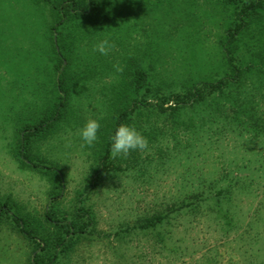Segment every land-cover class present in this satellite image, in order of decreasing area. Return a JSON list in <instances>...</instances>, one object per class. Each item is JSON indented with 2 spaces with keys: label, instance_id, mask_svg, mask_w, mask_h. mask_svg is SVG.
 Returning a JSON list of instances; mask_svg holds the SVG:
<instances>
[{
  "label": "rangeland",
  "instance_id": "obj_1",
  "mask_svg": "<svg viewBox=\"0 0 264 264\" xmlns=\"http://www.w3.org/2000/svg\"><path fill=\"white\" fill-rule=\"evenodd\" d=\"M56 3L0 0V264L57 252L47 210L85 226L56 264H264V10L236 32L231 0H110L69 20L59 58ZM104 38L116 45L107 56L93 51ZM59 72L67 104L36 132L54 118ZM221 80L222 92L208 86ZM126 106L149 146L112 158ZM101 116L94 146L81 147L80 129ZM25 127L31 160L64 187L20 159Z\"/></svg>",
  "mask_w": 264,
  "mask_h": 264
},
{
  "label": "trees",
  "instance_id": "obj_2",
  "mask_svg": "<svg viewBox=\"0 0 264 264\" xmlns=\"http://www.w3.org/2000/svg\"><path fill=\"white\" fill-rule=\"evenodd\" d=\"M102 2H98V0H58V3L54 5L55 11H57V21L51 26V33H52V42H53V48L56 52V54L61 58L63 54L61 53V45L60 43V35H62L63 29L65 28L66 24L69 22L71 19H75L76 17L80 16H86L88 19L92 17H96L100 14L102 8H103V3L106 1L110 0H99ZM231 2L234 3L236 6V11L238 15L239 21H243V23H238L237 24V29L236 32H239L243 29V24L246 19L248 18H255L261 14V11L264 10V0H231ZM97 31V30H94ZM233 37L235 36V33L232 35ZM65 57V56H63ZM64 60H61V65H63ZM144 78V73L143 72H137L136 73V80L132 83L133 90L138 91L139 88H141L142 85V80ZM227 80H221L220 82L217 83H210L208 86L213 90V91H220L222 92L224 87L228 85ZM68 82L65 80V77L63 76V72H59V79L57 81V89L59 92V98L60 102L57 105V108L54 113V118L50 121V123L43 121L40 124H37L34 126V129L36 132L44 130L45 127H48L49 125H52V121L54 120L57 121L61 116H62V109L66 106L67 100H68ZM200 99H203L202 96H200ZM132 108L131 106H126L124 109V112L119 114V118L117 121L116 129L121 125V124H126V119H127V114H129V110ZM46 122V123H45ZM28 127H25L22 129V136L21 137V142L19 145V150L18 155L20 159L25 163L30 165L31 167L34 168H44L46 171H52L56 174L58 182L61 184L62 187H64V179L62 173L53 167L49 166H40L38 163L34 162L31 160V157L29 156V142H28V133L29 132ZM116 131V130H115ZM27 138V139H26ZM113 141L109 142V147L106 149V156H108L111 153V145ZM60 192L59 194H61ZM7 205V202L4 204V207ZM5 209V208H4ZM50 210H47L45 212V221L47 223L53 224L54 226H57L60 230L62 235L55 240L54 243V248L58 252H56L46 263L37 262L38 258H36L35 263L37 264H56V261L58 259V254L60 251H64L67 249L66 247L68 246V243L70 239L74 235H81L85 233V226H82L81 224H78L77 222L74 221H69L68 219H58L55 218ZM13 220L19 225L21 232L26 235L30 236L29 231L27 230L26 226L24 225L23 219L20 217H17L16 215H12ZM162 216L160 217H155L150 219L144 226L143 228H150V227H155L157 224L163 221Z\"/></svg>",
  "mask_w": 264,
  "mask_h": 264
},
{
  "label": "clouds",
  "instance_id": "obj_3",
  "mask_svg": "<svg viewBox=\"0 0 264 264\" xmlns=\"http://www.w3.org/2000/svg\"><path fill=\"white\" fill-rule=\"evenodd\" d=\"M116 47L115 43L108 38L98 41L94 47V52H99L101 55L107 56ZM117 73H123L124 66L117 63L113 65ZM103 117L96 119H88L84 126L80 129V137L83 140L81 147H92L97 141V133L101 127L100 120ZM111 156L112 158L124 157L126 158L130 152L140 150L145 151L148 149V139L138 131L134 126L121 124L112 138ZM66 147H71V142L66 144Z\"/></svg>",
  "mask_w": 264,
  "mask_h": 264
}]
</instances>
